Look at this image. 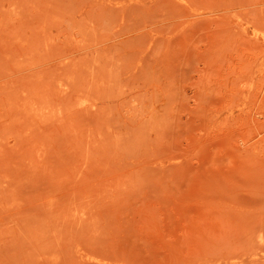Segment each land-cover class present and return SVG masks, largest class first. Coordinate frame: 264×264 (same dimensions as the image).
I'll use <instances>...</instances> for the list:
<instances>
[{
  "label": "rangeland",
  "instance_id": "obj_1",
  "mask_svg": "<svg viewBox=\"0 0 264 264\" xmlns=\"http://www.w3.org/2000/svg\"><path fill=\"white\" fill-rule=\"evenodd\" d=\"M0 264H264V0H0Z\"/></svg>",
  "mask_w": 264,
  "mask_h": 264
}]
</instances>
